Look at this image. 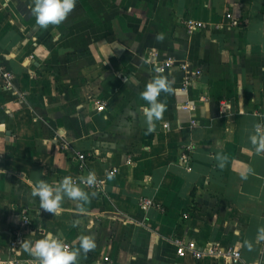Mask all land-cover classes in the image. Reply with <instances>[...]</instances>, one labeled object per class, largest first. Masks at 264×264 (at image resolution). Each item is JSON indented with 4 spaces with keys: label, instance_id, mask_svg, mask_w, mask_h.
<instances>
[{
    "label": "crops",
    "instance_id": "1",
    "mask_svg": "<svg viewBox=\"0 0 264 264\" xmlns=\"http://www.w3.org/2000/svg\"><path fill=\"white\" fill-rule=\"evenodd\" d=\"M32 6L0 0V66L15 77L11 89L0 79V262L36 264L20 243L52 232L70 248L81 234L95 239L78 264L106 255L115 264H231L179 257L176 237L200 249L235 245L239 264H264V151L251 143L264 133V0H76L47 29ZM190 18L205 27L190 34ZM168 59L175 67L158 73ZM161 75L172 92L158 97L166 111L148 133L140 92ZM64 141L88 154L84 171ZM89 172L106 189L80 186L91 201L84 212L65 197L54 216L31 195L38 180L55 186Z\"/></svg>",
    "mask_w": 264,
    "mask_h": 264
},
{
    "label": "clouds",
    "instance_id": "2",
    "mask_svg": "<svg viewBox=\"0 0 264 264\" xmlns=\"http://www.w3.org/2000/svg\"><path fill=\"white\" fill-rule=\"evenodd\" d=\"M31 3L33 6L30 12L35 18V24L42 29H47L49 25H60L73 11L76 0H31ZM155 39L158 42L163 41L164 36L157 35ZM171 92L172 81L162 75L154 76L140 92V99L148 105L143 109L148 133L155 130V121L162 119L166 111L165 103L158 97L162 93ZM251 143L256 147L257 153L264 151V133L257 129V135L251 137ZM80 183L88 186L95 185L97 183L95 173L89 172L86 178H81ZM31 195L39 198L41 210L54 216L62 214L61 205L65 197L79 201L77 208L80 212H84V205L91 202L89 194L82 190L71 176H64L55 186L44 180H38L32 187ZM77 239L78 247L69 248L61 235L48 232L40 239H24L20 247L36 260V264H78L81 252L86 255L96 247V243L90 235L81 234Z\"/></svg>",
    "mask_w": 264,
    "mask_h": 264
},
{
    "label": "built area",
    "instance_id": "3",
    "mask_svg": "<svg viewBox=\"0 0 264 264\" xmlns=\"http://www.w3.org/2000/svg\"><path fill=\"white\" fill-rule=\"evenodd\" d=\"M227 17L231 20V25L232 26H239L242 22L236 18L232 13H228ZM185 26L188 30V32L190 34L202 29L205 27V24H203L202 22H198L196 20L193 19H188L185 23ZM175 60L173 59H168L165 60L163 63L158 64L156 71L158 69H162V72L157 71L158 73H163L165 71L170 70L171 68L175 67ZM180 69H182L185 72H188L189 69V65L187 63L185 64H179ZM201 71H193L191 73V75H189L186 80L184 81L182 90H186L189 85L192 82V78L191 76H195V75H200ZM14 74L4 68L3 66H0V79L2 80L4 86L6 89H11L14 87ZM105 108V104L101 103L98 106L99 110H104ZM164 128L168 129L169 128V124L165 123L164 124ZM62 147L67 150L68 152H70L74 158H76L79 161L80 164V169L82 171H84L86 169V162L88 160V154L77 151L76 149H74L71 145L68 144L67 141H64L62 144ZM182 162L184 164V166L187 169H190L191 166V162H192V158L190 157V155L187 152H184L182 155ZM128 164H133V159L132 157L127 159ZM119 172L118 168H112L111 173L112 174H117ZM88 175V173L76 177V178H72L79 186L84 187L88 190H91L93 192L96 193H104L105 189H106V181L104 179H100L98 177H96L97 183L93 186H88L85 184H81L80 180L81 178H86ZM153 205V201L151 199L148 198H144L141 200L140 202V207L144 210H147L150 206ZM22 215H23V224L24 225H28L29 224V217L27 216V210H23L22 211ZM188 214H184V217H188ZM174 243L177 246V255L179 257L185 256L186 254H192L196 259H203V258H211V259H224L227 262L231 263V264H239L242 262V252L240 247L235 246V245H223L220 242H210L206 245L205 248L200 249L195 240H190L185 242V239L183 237H176L174 239ZM18 241L14 240L11 244V251L12 253L17 255V245H18ZM69 248L70 246L68 244H66ZM0 264H22L21 262H19L18 260H4L2 262H0ZM93 264H115L114 260L112 259L111 256H104L100 261H97L96 263Z\"/></svg>",
    "mask_w": 264,
    "mask_h": 264
}]
</instances>
